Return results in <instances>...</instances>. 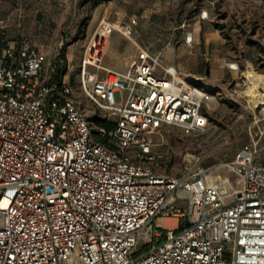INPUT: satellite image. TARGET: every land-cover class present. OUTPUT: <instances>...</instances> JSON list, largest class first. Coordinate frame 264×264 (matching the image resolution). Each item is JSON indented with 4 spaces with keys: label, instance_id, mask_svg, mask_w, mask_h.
Returning a JSON list of instances; mask_svg holds the SVG:
<instances>
[{
    "label": "built area",
    "instance_id": "built-area-1",
    "mask_svg": "<svg viewBox=\"0 0 264 264\" xmlns=\"http://www.w3.org/2000/svg\"><path fill=\"white\" fill-rule=\"evenodd\" d=\"M116 28L128 36L99 18L78 65L80 91L108 127L64 79L62 41L51 56L26 41L0 49V264H264V118L213 168L233 181L211 180L195 154L177 175L158 172L168 149L153 137L165 125L199 136L200 148L224 141L206 111L216 88L143 48L125 71L103 66Z\"/></svg>",
    "mask_w": 264,
    "mask_h": 264
},
{
    "label": "rangeland",
    "instance_id": "rangeland-1",
    "mask_svg": "<svg viewBox=\"0 0 264 264\" xmlns=\"http://www.w3.org/2000/svg\"><path fill=\"white\" fill-rule=\"evenodd\" d=\"M101 17L128 34L122 35L118 28L110 34L104 65L125 71L124 56L143 48L158 56L160 65H176L180 74L215 85L216 102L206 111L224 141L215 136L200 148L199 136L165 125L153 137L157 149H168L157 171L177 175L183 156L195 154L204 157L211 180L217 175L233 181L232 173L213 168L247 141L254 118H264V102L254 107L249 95L254 89L264 96V0H0V47L26 41L51 56L62 41L70 66L64 79L73 84L80 104L93 119L103 112L82 95L78 65ZM130 17L136 18V25L128 22ZM191 32L187 44L185 36ZM228 63L237 68L229 69ZM119 96L116 91L115 99ZM145 238L144 233L138 236L141 243Z\"/></svg>",
    "mask_w": 264,
    "mask_h": 264
},
{
    "label": "bare ground",
    "instance_id": "bare-ground-1",
    "mask_svg": "<svg viewBox=\"0 0 264 264\" xmlns=\"http://www.w3.org/2000/svg\"><path fill=\"white\" fill-rule=\"evenodd\" d=\"M191 35H192V32H191ZM180 76H181L182 78H186L185 75L180 74ZM186 79H187V78H186ZM251 88H252V87H251ZM249 95H250L251 98H253V102H252V104H251V103H250V104H251L252 106L254 105V107L257 106L258 103H262V102H264V96H262V94L256 92L254 89L249 91ZM250 97H249V98H250Z\"/></svg>",
    "mask_w": 264,
    "mask_h": 264
},
{
    "label": "crops",
    "instance_id": "crops-1",
    "mask_svg": "<svg viewBox=\"0 0 264 264\" xmlns=\"http://www.w3.org/2000/svg\"><path fill=\"white\" fill-rule=\"evenodd\" d=\"M111 22V21H110ZM112 23V22H111ZM123 35V34H122ZM110 36V35H109ZM109 36H108V38H107V40H106V46H105V50H104V53H105V51H106V47H107V41H109ZM39 48V47H38ZM41 49V48H40ZM42 50V49H41ZM104 53H103V56H102V60H101V63H102V65L103 66H105V67H108V66H106V65H104L103 64V60H104ZM135 55H136V53L133 55H127V56H124V58H123V64H124V66L126 67L127 66V64H128V62L133 58V57H135ZM174 65V64H173ZM175 66V68L178 70V68L176 67V65H174ZM108 68H111V67H108ZM111 69H113V68H111ZM187 79H190V80H197V77H195V78H188V77H186ZM252 104V103H251ZM254 106V105H253Z\"/></svg>",
    "mask_w": 264,
    "mask_h": 264
},
{
    "label": "trees",
    "instance_id": "trees-1",
    "mask_svg": "<svg viewBox=\"0 0 264 264\" xmlns=\"http://www.w3.org/2000/svg\"><path fill=\"white\" fill-rule=\"evenodd\" d=\"M83 1H85V0H80L81 3H82ZM15 43H17V42H15ZM18 43H19V42H18ZM4 46H6V45H4ZM4 46L0 47V49L3 48ZM64 50H65V48H64V46H62V48L60 49V54H61V55H64ZM63 72H64V69L60 70V71L58 72V74H61V73H63ZM93 120H94V122H95L97 125L108 127V123H106V122L103 121V120L97 119V118H95V117L93 118Z\"/></svg>",
    "mask_w": 264,
    "mask_h": 264
}]
</instances>
